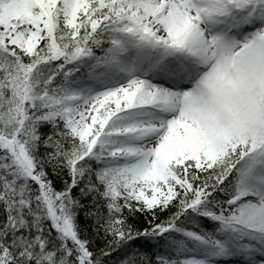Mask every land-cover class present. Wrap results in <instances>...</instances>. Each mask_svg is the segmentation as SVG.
Listing matches in <instances>:
<instances>
[{"label":"snow or ice","instance_id":"snow-or-ice-1","mask_svg":"<svg viewBox=\"0 0 264 264\" xmlns=\"http://www.w3.org/2000/svg\"><path fill=\"white\" fill-rule=\"evenodd\" d=\"M0 264H264V0H0Z\"/></svg>","mask_w":264,"mask_h":264}]
</instances>
